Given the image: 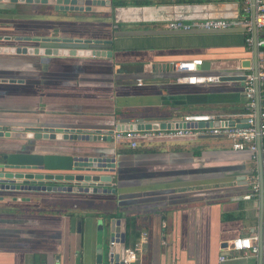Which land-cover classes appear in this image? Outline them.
Wrapping results in <instances>:
<instances>
[{"label": "crops", "instance_id": "1", "mask_svg": "<svg viewBox=\"0 0 264 264\" xmlns=\"http://www.w3.org/2000/svg\"><path fill=\"white\" fill-rule=\"evenodd\" d=\"M103 8L62 12L27 2L0 10V46L117 39L111 59L0 54V79L17 81L0 82L3 131L40 125L43 131L87 132L84 139L32 142L55 151L73 147L116 164L115 194L0 191V264H76L78 257L81 264H97L100 219L119 221L126 241L114 247L133 246L148 234L137 264H264L263 253L230 249L240 236L264 234L260 192H253L254 182L260 184L259 162L250 152L210 134L142 140L137 148L111 136L132 127L173 129L192 114L213 115L216 125L244 121L242 77L254 65V50L242 31L167 29L171 21L237 19L243 0H116L109 11ZM195 59L203 60L199 74L238 79L183 83L176 64ZM23 142L0 137V155L7 144ZM128 219L140 233L137 241ZM108 241L113 247L115 241Z\"/></svg>", "mask_w": 264, "mask_h": 264}, {"label": "water", "instance_id": "2", "mask_svg": "<svg viewBox=\"0 0 264 264\" xmlns=\"http://www.w3.org/2000/svg\"><path fill=\"white\" fill-rule=\"evenodd\" d=\"M112 1L116 0H0V10H14L19 3L42 2L54 6L57 11H85L98 12L107 11L112 7ZM42 42L41 46H0V54L30 55L44 57H104L113 58L114 48L117 39L111 40H91L84 38H47L37 39ZM255 74L258 72L257 34L255 33V43L253 46ZM247 63L246 67H251ZM244 79V77H242ZM238 77H222L223 81L235 80ZM3 83L17 82L6 78L0 79ZM257 118L260 123L261 99L258 93ZM125 120L124 122H129ZM140 123L143 121L140 119ZM13 132L3 131L0 126V137L21 138L25 142L21 144L9 143L5 146V153L0 155V191L7 193L25 192L37 194H63V193H83V194H109L116 193L112 188L113 175L116 169L115 159L110 157H88L82 156L80 150L67 147L55 151L51 148H42L40 144L32 142L34 140H74L84 139L87 132H70L64 129H27L20 132V128H14ZM128 130H137L136 127ZM139 130V129H138ZM120 131V130H118ZM89 136V135H88ZM19 145V146H18ZM259 173H260V200L261 208L264 210V163L261 149L259 151ZM16 199V198H15ZM72 228L76 226V219L72 218ZM125 225V221L122 222ZM119 221L115 219L109 224L104 220L97 221V264H124L122 248L109 246V241L125 245V235L120 234L118 229ZM81 229H78L80 232ZM263 233H261L262 239ZM263 252H260L261 255ZM76 264H81V257L76 259Z\"/></svg>", "mask_w": 264, "mask_h": 264}, {"label": "built area", "instance_id": "3", "mask_svg": "<svg viewBox=\"0 0 264 264\" xmlns=\"http://www.w3.org/2000/svg\"><path fill=\"white\" fill-rule=\"evenodd\" d=\"M167 29L172 32H224L232 29H240L245 36V43L251 49L255 43V33L257 34L258 72L254 73L253 68L244 75V95L245 114L244 121L226 125H216V118L213 115H186L183 118V125L169 130H120L115 131L111 136L122 142H127L132 148H137L142 140H150L158 137L187 138L198 135H215L231 140L233 149L237 151H248L252 158L259 162V151L263 156L264 163V109L261 107L260 123L258 125L257 108L258 93L260 99L264 89V0H243L242 14L233 20L207 19L198 21H171L167 24ZM203 60L195 59L189 62H180L176 68L181 72L180 80L187 84L219 83L220 76H209L199 74V68ZM139 85H142L139 79ZM261 185L254 182L253 192H260ZM251 198V195L246 196ZM148 234L143 233L139 242L133 246L125 247L123 253L124 264H137L140 260L139 252L147 240ZM116 242H112L114 247ZM230 249L235 254L258 255L264 253V234L262 236H240L236 238ZM222 260L224 258L222 257Z\"/></svg>", "mask_w": 264, "mask_h": 264}, {"label": "trees", "instance_id": "4", "mask_svg": "<svg viewBox=\"0 0 264 264\" xmlns=\"http://www.w3.org/2000/svg\"><path fill=\"white\" fill-rule=\"evenodd\" d=\"M126 143H127V142H126ZM127 223H128V229H129V230H130V229H133L134 231L136 230V227H134V224H133L132 219H130V220L128 219V220H127ZM135 235H136V239H135V240H136V241L139 240V238H140V233H138V232L135 231ZM128 242H129V241H127L126 244H128Z\"/></svg>", "mask_w": 264, "mask_h": 264}]
</instances>
